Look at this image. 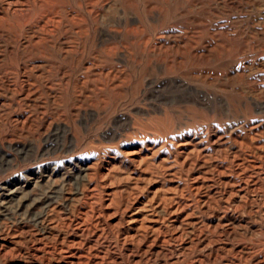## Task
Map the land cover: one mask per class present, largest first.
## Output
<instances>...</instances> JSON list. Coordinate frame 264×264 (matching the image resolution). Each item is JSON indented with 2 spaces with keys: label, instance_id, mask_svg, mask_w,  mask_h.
<instances>
[{
  "label": "rangeland",
  "instance_id": "obj_1",
  "mask_svg": "<svg viewBox=\"0 0 264 264\" xmlns=\"http://www.w3.org/2000/svg\"><path fill=\"white\" fill-rule=\"evenodd\" d=\"M0 264H264V0H0Z\"/></svg>",
  "mask_w": 264,
  "mask_h": 264
}]
</instances>
